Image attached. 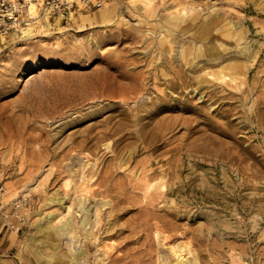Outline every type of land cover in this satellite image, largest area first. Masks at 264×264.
<instances>
[{
	"label": "rangeland",
	"instance_id": "rangeland-1",
	"mask_svg": "<svg viewBox=\"0 0 264 264\" xmlns=\"http://www.w3.org/2000/svg\"><path fill=\"white\" fill-rule=\"evenodd\" d=\"M0 183L18 264H168L179 242L184 264H264V0H102L12 30ZM84 198L91 220L110 201L99 243L42 241Z\"/></svg>",
	"mask_w": 264,
	"mask_h": 264
},
{
	"label": "built area",
	"instance_id": "built-area-1",
	"mask_svg": "<svg viewBox=\"0 0 264 264\" xmlns=\"http://www.w3.org/2000/svg\"><path fill=\"white\" fill-rule=\"evenodd\" d=\"M101 4L102 0H0V43L12 30H21L40 17L70 14L75 8H90ZM4 189V184L0 183V195ZM21 201H15L10 209H0L2 227L19 229L23 219Z\"/></svg>",
	"mask_w": 264,
	"mask_h": 264
},
{
	"label": "bare ground",
	"instance_id": "bare-ground-1",
	"mask_svg": "<svg viewBox=\"0 0 264 264\" xmlns=\"http://www.w3.org/2000/svg\"><path fill=\"white\" fill-rule=\"evenodd\" d=\"M32 7H33V5H32ZM35 9V8H34ZM36 12V11H35ZM45 19H47V18H45ZM170 21V20H169ZM172 23H173V25L174 24H176V21H171ZM172 23H169V24H172ZM172 28H173V26H171L170 27V30H172ZM174 29V28H173ZM34 74H31L28 78H30V77H32ZM129 75V74H128ZM226 74L225 73H222V74H219V76L221 77V78H223L224 76H225ZM230 78H231V76H230ZM232 78H234V77H232ZM87 162V161H86ZM151 173V172H150ZM104 175V174H103ZM93 178H94V176H93ZM86 185V184H85ZM82 186H84V185H82ZM87 186V185H86ZM86 186H84V187H86ZM97 189V188H96ZM85 198L87 197V196H84ZM105 197V196H104ZM112 197V196H111ZM84 198V200H82V199H79L78 200V202H76V204L78 205V207H79V209L78 210H81L82 211V213H81V218L79 219V220H77V221H73L71 218H70V216L68 215L67 216V213H65V214H63L61 217H59V221H62L60 224H55V225H53L52 227L51 226H48V225H44V224H42L41 222H38V225H37V230H38V232H40V234L42 235V237H41V239H42V241H44V240H46L45 238H52V237H54V235L56 234V233H59L60 235H62V234H64V233H68V234H70V236L71 237H77L76 239L78 240L79 239V235L82 233V237H84L86 240H87V242H89V241H92V242H97V243H99V237L97 236V231L96 230H94V226H95V224H97L98 222H99V220L101 219L100 218V212H101V210H102V208H104V206H106V205H108L109 203H110V201L108 200V199H103L102 201H101V203L99 204V203H97V204H99L96 208H95V216H96V218L93 220H91V218L89 217V215H88V212H90V210L88 211V208L86 207V206H88V204L87 205H85L84 204V201L86 200ZM54 199H60L59 198V196H58V198H56V196H54ZM124 199V198H123ZM100 200V199H99ZM112 200V199H111ZM61 201V200H60ZM121 202V201H120ZM114 204V203H113ZM110 205V204H109ZM90 206V205H89ZM111 209V208H110ZM68 211H70V205H69V207H68ZM93 211V212H94ZM92 212V213H93ZM63 218H66V219H63ZM53 220V219H52ZM89 224V225H88ZM98 229H99V227H98ZM78 233H80V234H78ZM59 237V236H58ZM57 240V239H56ZM86 242V243H87ZM85 243V244H86ZM91 243V242H90ZM89 243V244H90ZM48 244H50V243H48ZM53 244V246H54V249H55V247L57 246V245H55L56 243H52ZM51 244V245H52ZM179 244H180V242H179ZM178 243H176V244H172V246H171V250H172V256H171V258L168 260V264H184L183 262H184V259H187L186 260V262L188 261V262H190L191 261V259H188V258H184V256L183 255H180V253L178 252V250H177V248H180V245H179ZM87 245V244H86ZM182 245V244H181ZM113 246V245H112ZM84 247H81V248H77V249H75V251L74 252H72L71 254H70V257H71V259H73V260H75L76 262H78L79 261V259H80V256H81V252H84ZM180 250V249H179ZM103 251V250H102ZM103 254H104V256H101V259H103V257H105L106 255V252H103ZM108 257V256H107ZM193 260V259H192ZM75 261H73V262H75ZM62 264H65L64 262L62 263ZM189 264V263H188Z\"/></svg>",
	"mask_w": 264,
	"mask_h": 264
},
{
	"label": "crops",
	"instance_id": "crops-1",
	"mask_svg": "<svg viewBox=\"0 0 264 264\" xmlns=\"http://www.w3.org/2000/svg\"><path fill=\"white\" fill-rule=\"evenodd\" d=\"M17 231L9 230L0 225V263L18 264V260L11 249L14 244Z\"/></svg>",
	"mask_w": 264,
	"mask_h": 264
}]
</instances>
